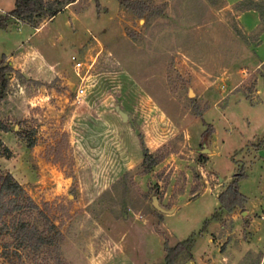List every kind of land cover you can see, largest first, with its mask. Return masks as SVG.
<instances>
[{"label":"rangeland","instance_id":"obj_1","mask_svg":"<svg viewBox=\"0 0 264 264\" xmlns=\"http://www.w3.org/2000/svg\"><path fill=\"white\" fill-rule=\"evenodd\" d=\"M42 1L0 28L27 74L13 68L0 102V172L24 193L6 222L60 239L32 250L7 231L0 264H161L188 238L173 264H264V0ZM239 171L243 205L212 220Z\"/></svg>","mask_w":264,"mask_h":264},{"label":"trees","instance_id":"obj_2","mask_svg":"<svg viewBox=\"0 0 264 264\" xmlns=\"http://www.w3.org/2000/svg\"><path fill=\"white\" fill-rule=\"evenodd\" d=\"M72 1L66 4L72 3ZM120 5L129 6L126 0H117ZM42 0H13V8L4 15H0V28L7 26L9 19L16 21H23L31 23L35 16L43 9ZM136 10L135 6H131ZM143 9V7L141 6ZM54 14H51L52 17ZM16 70L12 68L10 63L5 59L3 55L0 56V102L5 97V91L8 84V75L15 73ZM10 127L0 119V132L8 133ZM212 132L210 126L202 133L201 137L206 139ZM261 145H264V136L259 143L254 145L257 149ZM33 146L32 142L26 144L27 148ZM0 156L5 159L10 157V152L0 141ZM157 159L152 157L148 152L142 150V165L143 171L148 172L151 167L156 165ZM243 176L241 171L233 175L232 179L226 185L225 189L220 192L216 201L218 208L216 212L211 216L212 220H217L220 212L230 213L234 208H239L244 203V197L237 190V181ZM23 190L21 186L13 179V177L7 172H0V236L7 231H11L12 237L18 241L19 244H25L32 250H38L43 246H53L57 249V243L60 239L58 230L53 225L46 222L44 223L45 230L38 231L35 227L28 225L24 222H18L16 224H9L5 218L11 216L15 212H18L22 208L21 200L23 199ZM29 207H35L29 204ZM192 240L190 238L178 242L175 246L165 248L164 261L161 264H173L176 258L181 254L190 250Z\"/></svg>","mask_w":264,"mask_h":264},{"label":"crops","instance_id":"obj_3","mask_svg":"<svg viewBox=\"0 0 264 264\" xmlns=\"http://www.w3.org/2000/svg\"><path fill=\"white\" fill-rule=\"evenodd\" d=\"M13 8V3H12V5H9V7L6 9V10H1L0 11V15H4V14H6L8 11H10L11 9ZM66 9H68V8H66ZM38 28H32V30H34V31H36ZM24 59H26V61L28 62V63H30L32 60H30V58H29V56H28V54H24ZM7 61L10 63V65L12 66V68H14V69H16V70H18L19 69V71L23 74V75H27V74H25V72H24V70H22V68H21V66L19 65V60H14L13 59V57H11V56H8L7 57ZM260 65H264V57H263V59H261L257 64H256V66H260ZM38 67V66H37ZM256 150V149H255Z\"/></svg>","mask_w":264,"mask_h":264},{"label":"built area","instance_id":"obj_4","mask_svg":"<svg viewBox=\"0 0 264 264\" xmlns=\"http://www.w3.org/2000/svg\"><path fill=\"white\" fill-rule=\"evenodd\" d=\"M70 60L73 61V69L75 71L76 77L79 79L75 95L77 97H82L84 95V93H85V86L83 84L85 77L84 76L83 77L79 76V72H80V70H82V64L80 62H78V61H75V58L73 56L70 57ZM85 72H87V70Z\"/></svg>","mask_w":264,"mask_h":264},{"label":"water","instance_id":"obj_5","mask_svg":"<svg viewBox=\"0 0 264 264\" xmlns=\"http://www.w3.org/2000/svg\"><path fill=\"white\" fill-rule=\"evenodd\" d=\"M116 111H117L118 115L121 117V119L125 120V115L121 111H119L117 108H116ZM152 206H153L154 209H156L158 211H161V209L157 206L155 201L153 202Z\"/></svg>","mask_w":264,"mask_h":264}]
</instances>
